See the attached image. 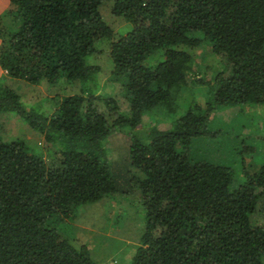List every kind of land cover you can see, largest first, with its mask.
Returning <instances> with one entry per match:
<instances>
[{
    "label": "trees",
    "instance_id": "1",
    "mask_svg": "<svg viewBox=\"0 0 264 264\" xmlns=\"http://www.w3.org/2000/svg\"><path fill=\"white\" fill-rule=\"evenodd\" d=\"M105 1L10 0L11 24L0 21V65L8 76L85 87L46 114L0 79V118L16 113L44 135L53 155L47 161L32 152L27 138L7 140L0 127V264H98L57 225L81 205L122 194L106 148L119 132L131 140L135 171L126 181L135 183L145 209L131 264H264V154L254 168L241 161L243 184L234 179L238 167L217 153L191 155L196 139L220 134L209 125L217 106L264 103V0H115L113 13L133 27L110 49L127 114L99 93L101 68L89 60L113 37L100 11ZM205 42L229 73L209 82L211 101L181 111L174 94L200 82L190 49ZM156 112L172 116L170 127L136 133ZM260 138L264 148V132Z\"/></svg>",
    "mask_w": 264,
    "mask_h": 264
},
{
    "label": "rangeland",
    "instance_id": "2",
    "mask_svg": "<svg viewBox=\"0 0 264 264\" xmlns=\"http://www.w3.org/2000/svg\"><path fill=\"white\" fill-rule=\"evenodd\" d=\"M114 1L106 0L100 6L101 13L113 29V37L102 41L98 45V52L90 56L89 60L101 68L98 73L99 93L114 98L119 110L127 114L130 109L129 100L122 83L116 80L110 49L114 40L133 27L125 18L113 13ZM7 10L0 15V21L4 26L9 27L12 20L7 17ZM1 44L0 38V46ZM190 51L194 55L192 77L203 83L197 82L185 86L174 94L175 101L177 99V103L182 107L181 111L187 110L193 101L199 103L211 101L213 88L209 82L213 83L221 72L226 75L229 73L225 60L214 55L206 42ZM0 79L18 91L28 106L46 114L54 111L55 106L67 96L80 94L85 89V87H75L65 79L55 85L48 83L46 79L38 85L31 84L26 80L8 76L5 70ZM171 119L172 116L168 113L156 112L154 115L150 113L143 120L144 128L140 129L142 125L139 126L136 133H145L154 124L170 127L173 123ZM263 124L264 103L240 104L234 107L217 106L209 125L214 131L220 130V134L213 139H196L191 147V155L203 158L205 151L211 155L217 153L221 156V163L233 169L238 167L234 179L237 184H243L245 181L243 160H246L249 168H254L263 158V142H259L264 132ZM0 127L3 130V137L7 140L27 138L26 141L32 152L43 153L47 161L53 158L50 145L46 143L44 135L31 131L28 123L16 113H4L0 118ZM126 130L131 132L129 128ZM217 143V148L213 149V145ZM130 145L129 135L121 132L115 133L106 141V148L111 155V168L117 174L119 192L122 194H110L99 202L81 205L73 217L57 225L64 236L74 239L78 245H87L98 264H131L144 234L145 209L135 191L139 189L133 181L131 183L126 181L132 179L130 172L134 170L129 161ZM246 146L255 149L254 153L246 151Z\"/></svg>",
    "mask_w": 264,
    "mask_h": 264
},
{
    "label": "crops",
    "instance_id": "3",
    "mask_svg": "<svg viewBox=\"0 0 264 264\" xmlns=\"http://www.w3.org/2000/svg\"><path fill=\"white\" fill-rule=\"evenodd\" d=\"M10 6V0H0V15L8 9ZM4 75V70L0 66V76Z\"/></svg>",
    "mask_w": 264,
    "mask_h": 264
}]
</instances>
